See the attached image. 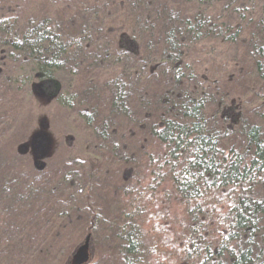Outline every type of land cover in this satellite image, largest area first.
<instances>
[{
    "label": "trees",
    "instance_id": "16d2710c",
    "mask_svg": "<svg viewBox=\"0 0 264 264\" xmlns=\"http://www.w3.org/2000/svg\"><path fill=\"white\" fill-rule=\"evenodd\" d=\"M32 87L86 139L38 179L0 159V264H264V0H0V132Z\"/></svg>",
    "mask_w": 264,
    "mask_h": 264
},
{
    "label": "rangeland",
    "instance_id": "374dc122",
    "mask_svg": "<svg viewBox=\"0 0 264 264\" xmlns=\"http://www.w3.org/2000/svg\"><path fill=\"white\" fill-rule=\"evenodd\" d=\"M204 48L202 64L206 65L209 58H220L221 49L217 48L216 54H213L214 49L211 44L205 45ZM26 93L29 95L27 94L25 98L22 96L17 98V107L21 108L15 119L7 125L8 128L6 127L5 131L0 132L2 133L0 159L3 164L10 165L13 172H17L19 176L17 178L38 179L42 173L54 172L55 169L65 165L75 153L77 156L82 154L86 136L82 124L77 123L73 114L58 108L46 93L37 87H32ZM30 219L26 224H19L18 230H27L26 228L32 227L35 229L33 233L38 235V224L36 225L37 222L33 223ZM16 220L11 222L14 229H17ZM8 239L10 238H7V241L11 242ZM60 239H56L59 241L57 250H62L63 256L54 260V253L51 251L52 243L56 242L54 239L45 244L46 248L39 247L38 243L34 244L33 249H37V257H33L26 264H60L67 255L65 249L68 247ZM16 242L18 261L20 260L18 252L23 253L22 249H27L18 241ZM41 250L44 252L43 256L39 253Z\"/></svg>",
    "mask_w": 264,
    "mask_h": 264
},
{
    "label": "water",
    "instance_id": "95a60500",
    "mask_svg": "<svg viewBox=\"0 0 264 264\" xmlns=\"http://www.w3.org/2000/svg\"><path fill=\"white\" fill-rule=\"evenodd\" d=\"M89 245L88 240L79 248L77 249L76 254L72 258V264H83L86 263L89 259Z\"/></svg>",
    "mask_w": 264,
    "mask_h": 264
},
{
    "label": "snow or ice",
    "instance_id": "6c2138e0",
    "mask_svg": "<svg viewBox=\"0 0 264 264\" xmlns=\"http://www.w3.org/2000/svg\"><path fill=\"white\" fill-rule=\"evenodd\" d=\"M49 31H50V29H49ZM176 139H177V142L180 143V138L177 137ZM193 143H194L193 141L189 140L186 144L181 143L180 146L183 147V148H187L189 145H192ZM173 152L175 153V155L177 157H179L180 153L177 152L176 149H173ZM201 175H202V173H201ZM245 191H247V189H245Z\"/></svg>",
    "mask_w": 264,
    "mask_h": 264
}]
</instances>
